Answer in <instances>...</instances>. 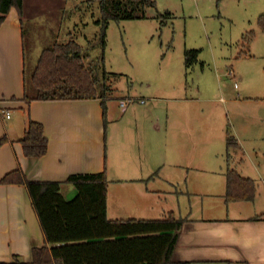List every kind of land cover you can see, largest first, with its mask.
Masks as SVG:
<instances>
[{
	"label": "crops",
	"instance_id": "crops-1",
	"mask_svg": "<svg viewBox=\"0 0 264 264\" xmlns=\"http://www.w3.org/2000/svg\"><path fill=\"white\" fill-rule=\"evenodd\" d=\"M22 26V16L10 7L0 24V179L20 169L27 180L62 182L61 192L72 198L76 190L65 182L70 174L105 170L109 219L161 218L169 211L184 218L174 260L264 264V206L258 202V192L251 201L224 198L228 168L253 181L255 177L243 175L242 151L238 148L225 163L226 127L219 119L209 123L203 109L196 108V101L202 105L207 101L200 85L193 93L185 91L189 95H174L181 104L167 114L150 111L145 118L138 113L128 116L131 126L135 121L136 126L145 127L144 136L137 133L138 145L146 146L149 154L138 159L131 152L132 137L123 140L120 129L109 140L110 121L123 120L109 116L107 105L103 116L99 98L23 100ZM238 99L240 95L224 103L215 101L228 110V104ZM125 117L126 113L122 119ZM29 120L40 122L44 128L48 145L41 157L23 153L21 139ZM127 124L121 127L128 128ZM148 126L155 132L152 138L145 136ZM234 132L240 138L235 127ZM126 144L130 149H124ZM251 167L258 173L257 189L261 187L264 195V170L255 161ZM45 244L25 186L0 183V262L17 256L30 263L32 248Z\"/></svg>",
	"mask_w": 264,
	"mask_h": 264
},
{
	"label": "rangeland",
	"instance_id": "rangeland-1",
	"mask_svg": "<svg viewBox=\"0 0 264 264\" xmlns=\"http://www.w3.org/2000/svg\"><path fill=\"white\" fill-rule=\"evenodd\" d=\"M153 1L154 7L145 8L147 18L111 20L106 30L103 66L98 71L102 74L104 68L109 74L111 92L106 100L109 116L123 120L110 121L109 140L120 129L123 140L132 137V155L140 159L149 154L146 146L138 145L137 133L144 136L145 127L136 126L135 121L131 126L128 116L138 113L145 118L150 111L167 114L170 108L181 104L174 95L193 93L200 85L207 101L203 105L196 101V108L203 109V117L209 123L219 119L224 127L229 124L239 144L237 150L242 151V173L255 177L257 189L260 180L251 162H259L264 170V32L257 26V18L264 12V0ZM22 2L27 75L41 49L69 39L87 47L84 62L95 68L101 53L97 43L99 26L95 23L100 16L97 0ZM157 15H165L167 19L161 28ZM250 31L254 32L253 38L243 43V37ZM186 49L198 50V61L190 69L184 65ZM239 95L238 102L228 104V110L221 108L220 103ZM121 97L135 101L123 108ZM139 99L144 102H138ZM124 123H128L130 130L121 127ZM149 129L150 126L145 136L152 138L155 132ZM124 149L130 146L126 144ZM257 190L258 202L264 206L261 187Z\"/></svg>",
	"mask_w": 264,
	"mask_h": 264
},
{
	"label": "trees",
	"instance_id": "trees-1",
	"mask_svg": "<svg viewBox=\"0 0 264 264\" xmlns=\"http://www.w3.org/2000/svg\"><path fill=\"white\" fill-rule=\"evenodd\" d=\"M100 16L97 36L101 53L93 68L84 62L83 47L75 40L54 42L41 50L27 75L25 55L23 100L88 99L99 98L103 107L111 92L109 74L103 66L106 30L111 20L145 19V8L154 7L153 0H97ZM10 7L22 16V0H0V24ZM166 15H170L166 12ZM159 17V27L165 25V15ZM257 26L264 32V12L257 18ZM25 51V30L22 26ZM250 31L243 37L249 43ZM198 50L186 49L184 65L188 69L198 61ZM227 164L232 151L238 148L229 124L225 132ZM27 157H41L47 151L48 141L40 122L29 120L21 139ZM226 201H251L256 186L251 178L241 176L235 169L225 173ZM65 182L76 190L72 198L61 192L60 181L27 180L20 169L5 174L0 183H18L27 189L47 244L32 248V260L26 263L17 256L0 264H189L174 260L180 228L184 218L169 211L161 218L109 219L106 215L108 180L105 170L93 173H73ZM258 217V216H256Z\"/></svg>",
	"mask_w": 264,
	"mask_h": 264
},
{
	"label": "built area",
	"instance_id": "built-area-1",
	"mask_svg": "<svg viewBox=\"0 0 264 264\" xmlns=\"http://www.w3.org/2000/svg\"><path fill=\"white\" fill-rule=\"evenodd\" d=\"M228 74H229L230 76L233 75V74H232V71H229ZM134 101H135L134 99H124V100L121 101L120 105H121V107L125 108L130 102H134ZM137 101L140 102V103H143V102H144L143 99H139V100H137ZM5 117H6V118H9V117H10L8 111H5Z\"/></svg>",
	"mask_w": 264,
	"mask_h": 264
}]
</instances>
